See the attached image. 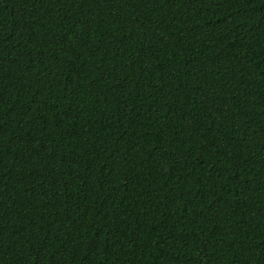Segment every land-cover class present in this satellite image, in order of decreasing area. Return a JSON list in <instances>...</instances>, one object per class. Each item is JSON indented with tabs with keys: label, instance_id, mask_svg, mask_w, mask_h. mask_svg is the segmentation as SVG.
<instances>
[{
	"label": "trees",
	"instance_id": "1",
	"mask_svg": "<svg viewBox=\"0 0 264 264\" xmlns=\"http://www.w3.org/2000/svg\"><path fill=\"white\" fill-rule=\"evenodd\" d=\"M0 264H264V0H0Z\"/></svg>",
	"mask_w": 264,
	"mask_h": 264
}]
</instances>
